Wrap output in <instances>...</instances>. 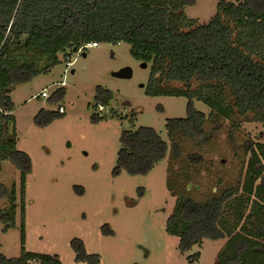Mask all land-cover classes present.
Listing matches in <instances>:
<instances>
[{"label": "trees", "instance_id": "obj_1", "mask_svg": "<svg viewBox=\"0 0 264 264\" xmlns=\"http://www.w3.org/2000/svg\"><path fill=\"white\" fill-rule=\"evenodd\" d=\"M196 1L0 0V171L4 160L20 170L23 245L32 165L30 155L17 147L11 93L60 63V53L67 59L91 42L123 41L131 45L135 59L151 64L145 92L184 96L190 100V112L170 119L171 147L152 127L125 131L118 172L146 174L168 156L167 186L176 201L166 230L180 238V249L187 251L205 238L226 239L215 264H264V141L246 146L250 159L242 162L233 183L223 176L212 189L195 183L193 173L198 171L193 167L205 162L199 153L188 154V163L177 169L185 157L181 139H193L200 147L207 144L209 121L233 120L228 138L237 156L242 121L264 123V0H221L205 24L185 12ZM173 82L186 87H170ZM96 97L97 104L106 105L112 94L100 87ZM194 100L207 104L209 115L194 108ZM63 114L42 109L35 118L46 125ZM10 195L11 206L0 209L4 231L16 225L15 191ZM73 246L78 259L94 256L92 264L99 263L98 255L87 254L80 239ZM33 262L63 264L58 255L24 247L18 257L0 254V264Z\"/></svg>", "mask_w": 264, "mask_h": 264}, {"label": "rangeland", "instance_id": "obj_2", "mask_svg": "<svg viewBox=\"0 0 264 264\" xmlns=\"http://www.w3.org/2000/svg\"><path fill=\"white\" fill-rule=\"evenodd\" d=\"M219 1L197 0L185 12L205 24L217 12ZM59 57L60 63L18 84L11 93L17 147L30 155L32 168L26 183L23 245L20 170L10 160L2 162L0 209L11 206L12 191L17 206L15 227L4 231L0 222V254L18 257L24 247L58 255L63 264H92L94 256L77 258L73 241L80 239L87 254L98 255V264H215L226 239L205 238L182 251L180 238L166 230L176 201L167 186L168 156L146 174L117 170L125 131L152 127L171 147L168 123L189 115L190 100L147 94L151 64L142 67L143 61L133 57L127 42H99L97 47L75 52L67 71L64 53ZM125 66L133 69L131 78L113 75ZM169 86L186 87L180 82ZM100 87L112 94L106 105L97 104ZM44 88L50 97H37ZM61 105L65 108L61 117L46 125L36 122L40 110L59 111ZM193 106L207 115L211 112L202 101L194 100ZM232 122L209 121L205 129L210 141L202 147L193 139L182 138L185 157L177 169L188 163V154L199 153L205 162L193 167L198 171L193 173L195 183L212 189L219 176L233 183L242 162L250 159L246 146L264 141V123L242 121L237 156L228 138Z\"/></svg>", "mask_w": 264, "mask_h": 264}, {"label": "built area", "instance_id": "obj_3", "mask_svg": "<svg viewBox=\"0 0 264 264\" xmlns=\"http://www.w3.org/2000/svg\"><path fill=\"white\" fill-rule=\"evenodd\" d=\"M99 46V42H91L87 45H85V47H97ZM83 51V47L81 49L78 50V53ZM66 61V71L68 70L69 67H71L74 63V60L71 59V56L70 57H67V59H65ZM37 97H50V94L49 92L47 91L46 88H44L42 91H40V93H38L36 95ZM59 111L60 112H64L65 111V108L61 105L59 107Z\"/></svg>", "mask_w": 264, "mask_h": 264}, {"label": "water", "instance_id": "obj_4", "mask_svg": "<svg viewBox=\"0 0 264 264\" xmlns=\"http://www.w3.org/2000/svg\"><path fill=\"white\" fill-rule=\"evenodd\" d=\"M84 55H86V53H84ZM141 66L142 67H147L148 63L147 62H142ZM73 72H74V70H73ZM113 75L116 76V77H120V78H131L133 76V69L130 66H125V67L119 69L118 71H115L113 73ZM144 86H145V84L142 83L141 87H144ZM124 104L130 105V102L126 101Z\"/></svg>", "mask_w": 264, "mask_h": 264}, {"label": "crops", "instance_id": "obj_5", "mask_svg": "<svg viewBox=\"0 0 264 264\" xmlns=\"http://www.w3.org/2000/svg\"><path fill=\"white\" fill-rule=\"evenodd\" d=\"M73 71V70H72Z\"/></svg>", "mask_w": 264, "mask_h": 264}]
</instances>
